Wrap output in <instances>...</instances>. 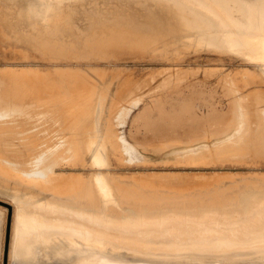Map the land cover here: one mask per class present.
I'll use <instances>...</instances> for the list:
<instances>
[{"label": "bare ground", "instance_id": "bare-ground-1", "mask_svg": "<svg viewBox=\"0 0 264 264\" xmlns=\"http://www.w3.org/2000/svg\"><path fill=\"white\" fill-rule=\"evenodd\" d=\"M187 54L251 67L214 164L170 166L212 172L112 173L152 166L122 130L137 79L98 65ZM0 63L35 64L0 67L8 264H264V0H0Z\"/></svg>", "mask_w": 264, "mask_h": 264}, {"label": "rangeland", "instance_id": "rangeland-1", "mask_svg": "<svg viewBox=\"0 0 264 264\" xmlns=\"http://www.w3.org/2000/svg\"><path fill=\"white\" fill-rule=\"evenodd\" d=\"M187 56L188 60L175 64L153 58L151 61L107 62L98 65L104 69H128L126 73H131L132 77L137 79L129 91L133 98L134 111L122 130L129 141L128 146L138 152L140 157H144L142 163L152 166L129 170H119L112 166V173L212 172L199 168L170 166H198L204 157L208 156L212 157L209 163L206 159L201 165L209 167L214 164L217 156L213 151L215 142L223 140L232 132L235 120L234 103L240 91L244 90L235 84L237 81L244 85L243 87L250 84L251 75L249 76L244 68L251 67L230 57L218 58L216 54H201L196 58L195 54ZM32 65L35 64L0 63V67L21 68ZM21 121L16 122L15 126L16 135L19 136L24 135L20 133L24 127ZM0 139L8 140L3 134ZM193 149L200 151L191 154ZM40 158L44 156L37 152L33 163L41 165L43 159ZM11 161L23 166L28 174L44 176L36 165L23 164L16 159ZM246 171L249 170L238 169L233 172ZM0 200L6 199L0 196Z\"/></svg>", "mask_w": 264, "mask_h": 264}, {"label": "water", "instance_id": "water-1", "mask_svg": "<svg viewBox=\"0 0 264 264\" xmlns=\"http://www.w3.org/2000/svg\"><path fill=\"white\" fill-rule=\"evenodd\" d=\"M3 206H7L5 204H0ZM8 209L11 210L10 206H7ZM10 221H11V214H9L6 218V226H5V234H4V244H3V251H2V264H8V245H9V232H10Z\"/></svg>", "mask_w": 264, "mask_h": 264}, {"label": "snow or ice", "instance_id": "snow-or-ice-1", "mask_svg": "<svg viewBox=\"0 0 264 264\" xmlns=\"http://www.w3.org/2000/svg\"><path fill=\"white\" fill-rule=\"evenodd\" d=\"M9 212V209L7 207L0 208V216L6 217Z\"/></svg>", "mask_w": 264, "mask_h": 264}]
</instances>
